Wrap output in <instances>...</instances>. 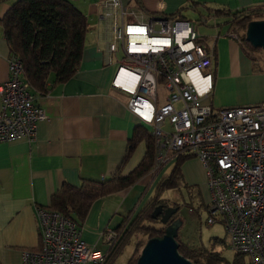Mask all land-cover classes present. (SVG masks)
<instances>
[{
  "label": "crops",
  "instance_id": "crops-1",
  "mask_svg": "<svg viewBox=\"0 0 264 264\" xmlns=\"http://www.w3.org/2000/svg\"><path fill=\"white\" fill-rule=\"evenodd\" d=\"M15 1L0 3V20ZM107 1H72L88 23L78 69L61 84H54L50 76L44 93L30 87L36 105L45 114L31 142L0 143V264H22L23 251L40 248L36 208L51 209L52 196L62 185L79 187L83 180L103 181L118 170L128 175L144 158L146 143L141 141L123 164L136 129L148 135L150 131L127 111V95L111 89L116 67L106 62L112 28L132 21L131 12L134 16L141 12L146 16L178 15L182 19H176L182 21H188L187 15L197 19L203 29L198 32L192 23L196 33L213 54V88L208 100L213 107L264 102V68L245 53L241 40L230 35L235 27L227 23L228 18L216 14L264 8V0H120L124 15L121 10L104 7ZM106 12L110 16H104ZM9 56L0 24V86L8 77ZM150 172L129 189L96 200L83 223L73 215L87 245L110 252L106 236L118 232L115 228L123 218L138 213L139 196L135 200L133 190L152 191L159 182ZM181 173L184 181L207 192L205 172L197 159L184 162ZM130 196L134 202L124 206ZM152 196H147L144 205Z\"/></svg>",
  "mask_w": 264,
  "mask_h": 264
},
{
  "label": "built area",
  "instance_id": "built-area-1",
  "mask_svg": "<svg viewBox=\"0 0 264 264\" xmlns=\"http://www.w3.org/2000/svg\"><path fill=\"white\" fill-rule=\"evenodd\" d=\"M104 7L125 14L120 0ZM130 15L132 21L113 26L106 62L116 67L111 89L127 95V111L150 131V173H163L181 157L197 159L206 177V224H222L229 249L246 264H264V102L213 107V54L194 25L166 15ZM230 35L240 41L237 30ZM0 103V143L31 142L45 114L13 55ZM36 219L40 248L23 251L22 264L105 263L108 254L82 240L74 219L43 207ZM119 237L115 231L106 236L111 248Z\"/></svg>",
  "mask_w": 264,
  "mask_h": 264
},
{
  "label": "trees",
  "instance_id": "trees-1",
  "mask_svg": "<svg viewBox=\"0 0 264 264\" xmlns=\"http://www.w3.org/2000/svg\"><path fill=\"white\" fill-rule=\"evenodd\" d=\"M5 1L8 0H0V3ZM72 1L16 0L0 20L10 55L19 59L25 80L39 93L47 91L50 76H53L54 84L64 83L72 78L80 65L88 23L84 14ZM263 11L264 8H253L234 13L218 11L216 14L224 15L228 18V24L245 31L246 25L259 19ZM168 17L182 19L178 15ZM240 40L247 43L244 36ZM141 141L146 143V153L134 171L122 175L118 170L103 181L83 180L79 187L64 184L52 196L51 209L66 218L74 220L76 218L83 223L96 200L134 186L152 170L154 164L153 139L139 129H136L128 144L123 164L129 160ZM190 159L192 158L177 159L169 175L163 176L157 183L156 193L151 201L149 200L150 202H147L148 204L146 203L147 205L134 218H123L120 225L115 228L120 231L122 237L111 248L104 264H114L135 234L145 235L147 240L164 234L168 224H162L159 219H152L151 214L158 206H169L166 200H161V193L179 186L183 180L181 166ZM178 217L176 214L172 221ZM153 223H161L165 227L157 229ZM177 241L180 254L193 264H244L243 257L237 254L231 262H227L219 252L204 247L199 249L189 247L179 239V231ZM142 246L139 242L135 244L132 255H135ZM137 258L133 260L130 258L129 262L135 264Z\"/></svg>",
  "mask_w": 264,
  "mask_h": 264
},
{
  "label": "rangeland",
  "instance_id": "rangeland-1",
  "mask_svg": "<svg viewBox=\"0 0 264 264\" xmlns=\"http://www.w3.org/2000/svg\"><path fill=\"white\" fill-rule=\"evenodd\" d=\"M259 16L260 17L257 20H264V11L261 12V15ZM251 17L254 18V16ZM186 20L193 23L196 28H198V32H201V29H203V26L199 25V22L196 18L187 15ZM234 27L240 35L244 36L245 31H240L236 26ZM242 47L245 53L254 62L259 64L261 68H264V54L261 49H253L247 43H242ZM159 95L162 96V90L159 91ZM174 165L175 163L167 167L163 172V175H169ZM163 175L159 174L157 177L155 176L156 179L154 178V180L159 181ZM145 186L147 187V184ZM155 193V189L152 191H147V189L137 187L135 190H133L132 195H137L135 200L139 196L137 199L138 213L151 201H148V203L144 205L147 196L149 197L150 194L152 196ZM131 198L132 196L126 200L124 206L129 204V202H134L131 200ZM160 198L161 200H166V203L169 204V206H176L178 208L177 214L182 220V226L179 229V239L181 242L192 248L199 249L200 247H204L205 249L219 252L227 262H231L233 260L235 253L228 247L227 237L223 225L216 223L214 225L206 224V219L208 217L206 209L208 195L206 190H204L200 185H191L183 179L177 188L162 192ZM121 202H123V199ZM130 206L132 207V204ZM152 225L157 229L165 227L161 223H153ZM146 241L147 236L135 234L115 264H132L129 262V258H132V260L137 258L140 255L141 249L143 248ZM138 242L143 246L138 250V252L135 253V255H132L135 244ZM243 261L244 264H246L245 259H243Z\"/></svg>",
  "mask_w": 264,
  "mask_h": 264
},
{
  "label": "water",
  "instance_id": "water-1",
  "mask_svg": "<svg viewBox=\"0 0 264 264\" xmlns=\"http://www.w3.org/2000/svg\"><path fill=\"white\" fill-rule=\"evenodd\" d=\"M195 13L201 17L198 12ZM244 38L253 49H261L264 54V20L250 21L246 25ZM177 211V207L163 209L162 206L153 210L151 218L154 220L159 218L162 224L168 225L162 236L146 241L135 264H193L179 252L177 236L182 220L178 217L168 223Z\"/></svg>",
  "mask_w": 264,
  "mask_h": 264
},
{
  "label": "flooded vegetation",
  "instance_id": "flooded-vegetation-1",
  "mask_svg": "<svg viewBox=\"0 0 264 264\" xmlns=\"http://www.w3.org/2000/svg\"><path fill=\"white\" fill-rule=\"evenodd\" d=\"M168 207H175V206H168ZM165 208H167V207H163V209H165ZM171 221H172V219H170V221L168 223H170Z\"/></svg>",
  "mask_w": 264,
  "mask_h": 264
}]
</instances>
